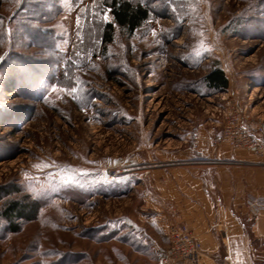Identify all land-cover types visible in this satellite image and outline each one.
Segmentation results:
<instances>
[{"label":"rangeland","instance_id":"374dc122","mask_svg":"<svg viewBox=\"0 0 264 264\" xmlns=\"http://www.w3.org/2000/svg\"><path fill=\"white\" fill-rule=\"evenodd\" d=\"M131 1L150 20L105 48L104 0H0V213L40 202L0 218V264H165L167 173L251 155L217 140L231 112L264 126V0Z\"/></svg>","mask_w":264,"mask_h":264},{"label":"crops","instance_id":"0c3cea01","mask_svg":"<svg viewBox=\"0 0 264 264\" xmlns=\"http://www.w3.org/2000/svg\"><path fill=\"white\" fill-rule=\"evenodd\" d=\"M217 150L232 151L235 162L215 160L217 165L166 175L165 222L186 224L202 244L196 262L173 264H264V211L256 207L264 198V161L256 165L253 154Z\"/></svg>","mask_w":264,"mask_h":264},{"label":"trees","instance_id":"16d2710c","mask_svg":"<svg viewBox=\"0 0 264 264\" xmlns=\"http://www.w3.org/2000/svg\"><path fill=\"white\" fill-rule=\"evenodd\" d=\"M101 4L103 9L111 11L113 23H104L102 27L101 46L107 48L114 41L115 27L118 26L129 36H133L152 15L149 6L143 2H134L131 0H104ZM105 5V6H104ZM204 87L207 90L215 92L226 91L229 87V81L220 68L211 70L203 79ZM40 202H31L28 197L20 200H11L4 204L0 213L7 224L6 229L9 232L17 233L21 229L23 222L33 220V217L39 213Z\"/></svg>","mask_w":264,"mask_h":264},{"label":"built area","instance_id":"2783aa9c","mask_svg":"<svg viewBox=\"0 0 264 264\" xmlns=\"http://www.w3.org/2000/svg\"><path fill=\"white\" fill-rule=\"evenodd\" d=\"M245 120L237 111L227 115L224 124L223 135L218 144H229L235 149L245 150L264 160V126L252 125L249 129L244 127ZM260 164V163H257ZM256 207L264 211V198L256 201ZM170 247L161 254V259L165 264H170L172 260H193L202 252V244L192 233L190 228L180 223L170 229Z\"/></svg>","mask_w":264,"mask_h":264},{"label":"snow or ice","instance_id":"6c2138e0","mask_svg":"<svg viewBox=\"0 0 264 264\" xmlns=\"http://www.w3.org/2000/svg\"><path fill=\"white\" fill-rule=\"evenodd\" d=\"M104 18H105V20H107V15H106V14H105ZM52 90H53V91H56V86H54ZM70 90H71L73 93H75V92L77 91V89H76L75 87H72Z\"/></svg>","mask_w":264,"mask_h":264}]
</instances>
